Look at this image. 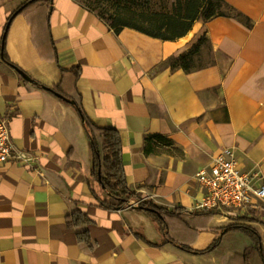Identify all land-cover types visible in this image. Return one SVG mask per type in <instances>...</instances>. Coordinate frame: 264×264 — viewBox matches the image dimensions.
<instances>
[{
  "label": "crops",
  "instance_id": "0c3cea01",
  "mask_svg": "<svg viewBox=\"0 0 264 264\" xmlns=\"http://www.w3.org/2000/svg\"><path fill=\"white\" fill-rule=\"evenodd\" d=\"M223 1L226 16L198 20L174 41L116 32L83 0L33 5L9 26L15 65L47 87L70 72L88 117L122 134L130 188L181 209L160 227L147 213L102 204L116 201L92 176L91 140L75 107L4 62L5 28L26 0H0V116L26 155L0 168V264H246L254 242L223 232L232 225L257 231L262 253L251 264H264V200L197 209L204 191L196 174L220 152L233 153L254 187L264 185V0ZM201 37L213 61L172 67ZM154 135L168 142H148ZM75 210L90 223L70 226ZM84 229L93 247L81 240Z\"/></svg>",
  "mask_w": 264,
  "mask_h": 264
},
{
  "label": "trees",
  "instance_id": "16d2710c",
  "mask_svg": "<svg viewBox=\"0 0 264 264\" xmlns=\"http://www.w3.org/2000/svg\"><path fill=\"white\" fill-rule=\"evenodd\" d=\"M132 1L139 8L148 10L152 5L153 0ZM52 2L53 0H26V2L13 13L5 28V36L2 44L4 62L16 69L22 74V76H24V78L32 81L36 86L62 98L75 107L91 140L94 154L92 176L109 197L116 201L114 204L102 201V204L116 210H122L134 200L138 201L139 205L133 209L149 214L161 227L165 224L168 217L178 216L181 209L178 208L174 212H170L167 209L144 199L142 195L136 193L130 188L124 166V142L122 134L115 128L100 127L88 117L84 110L82 97L77 90L76 83H74V93H71V82L67 79V74L70 72L62 69L61 83L55 87H47L46 85L38 83L30 78L21 68L10 60L6 52V39L12 19L23 14L33 5L50 4ZM226 7L227 6L223 0H175L174 12L172 14L162 16L156 15V17L149 16L147 27L140 25L138 21H129L123 19L121 16L115 17L113 23L110 25L116 32H120L124 28H130L152 38L174 41L186 36L192 29L194 23L198 20L208 21L219 16H226L227 14L224 11ZM145 14L146 13L142 12L140 13V16H145ZM99 17L102 18L101 16ZM200 40L207 41L205 37L200 38ZM200 40L190 52L181 55L178 59L173 61L172 67L176 68L180 66L184 70L190 71L193 58L200 51ZM153 139L167 141L160 135H154L148 138V142ZM169 143L172 144L171 141H169ZM68 221L70 226L75 227L85 226L90 223L89 218L81 210H75L69 215ZM223 232H243L252 238L254 246L248 248L245 253L246 264H251L252 257L256 252L262 253L261 238L257 231L252 227L246 225H232L225 228ZM79 235L82 241L86 242L90 247H93L87 229L82 230ZM214 247L198 253L204 254L212 250Z\"/></svg>",
  "mask_w": 264,
  "mask_h": 264
},
{
  "label": "built area",
  "instance_id": "2783aa9c",
  "mask_svg": "<svg viewBox=\"0 0 264 264\" xmlns=\"http://www.w3.org/2000/svg\"><path fill=\"white\" fill-rule=\"evenodd\" d=\"M25 154L16 150L10 133L9 120L0 116V168L9 161H24ZM204 191L197 205L201 211H224L248 207L256 200H264V185L254 187V178L243 172L233 153L220 152L209 169L196 174ZM139 202H132L124 209L131 210Z\"/></svg>",
  "mask_w": 264,
  "mask_h": 264
},
{
  "label": "rangeland",
  "instance_id": "374dc122",
  "mask_svg": "<svg viewBox=\"0 0 264 264\" xmlns=\"http://www.w3.org/2000/svg\"><path fill=\"white\" fill-rule=\"evenodd\" d=\"M83 3L109 24L113 23L115 17L121 16L129 21H138L140 25L147 27L149 16L172 14L175 0H153L148 10L139 8L132 0H83ZM142 12L146 13L145 16H140ZM200 42V51L193 58V66H206L214 58L207 41L200 40Z\"/></svg>",
  "mask_w": 264,
  "mask_h": 264
}]
</instances>
